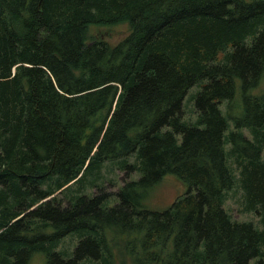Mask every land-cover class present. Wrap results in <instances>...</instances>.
<instances>
[{
    "label": "trees",
    "instance_id": "trees-1",
    "mask_svg": "<svg viewBox=\"0 0 264 264\" xmlns=\"http://www.w3.org/2000/svg\"><path fill=\"white\" fill-rule=\"evenodd\" d=\"M263 81L264 0H0V264H264ZM115 159L140 177L108 205Z\"/></svg>",
    "mask_w": 264,
    "mask_h": 264
},
{
    "label": "rangeland",
    "instance_id": "rangeland-1",
    "mask_svg": "<svg viewBox=\"0 0 264 264\" xmlns=\"http://www.w3.org/2000/svg\"><path fill=\"white\" fill-rule=\"evenodd\" d=\"M129 32V26L127 23H118L115 25H104V26H92L90 30V34L92 36H101L103 39L107 40L111 44L117 43L120 39H122ZM199 90V85L194 84L188 91L185 100H184V120L188 121L193 117L196 118V111H193V103L194 97ZM255 92H264V81L255 89ZM192 97V99H191ZM193 101V102H192ZM195 110V109H194ZM135 155L127 158L128 163L134 162ZM107 165V168H102L100 173L104 175L105 183L103 185L104 190L110 192L112 195L109 196L107 200L108 205H112L118 201L116 194H114L117 189H119L124 182V180H136L140 177V171L135 169L126 173L125 170H122V165L125 164L123 159H115L109 160L104 163ZM112 181H110V180ZM96 192V187H88L87 192ZM186 191V186L179 180H177L173 175L167 174L163 176V178L156 183L149 191L147 198L144 203L145 206L150 209H163L166 208L174 199L183 195ZM58 193V192H56ZM241 192L237 189V191H230L228 194L227 200L225 202V207L231 213V215L236 219H253L255 217L251 213H244L241 210V202H240ZM63 202H66L64 199ZM72 239L67 238L64 240L59 246L60 248H71ZM115 242H113L114 245ZM76 244V243H75ZM115 250V260L117 264H122L124 260V264H131L130 258L128 256L121 255L119 248L117 246H113ZM29 264H46L41 255H36Z\"/></svg>",
    "mask_w": 264,
    "mask_h": 264
}]
</instances>
